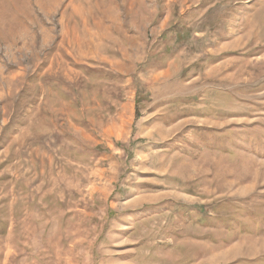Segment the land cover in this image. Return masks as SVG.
Masks as SVG:
<instances>
[{"label": "rangeland", "instance_id": "1", "mask_svg": "<svg viewBox=\"0 0 264 264\" xmlns=\"http://www.w3.org/2000/svg\"><path fill=\"white\" fill-rule=\"evenodd\" d=\"M0 264H264V0H0Z\"/></svg>", "mask_w": 264, "mask_h": 264}]
</instances>
